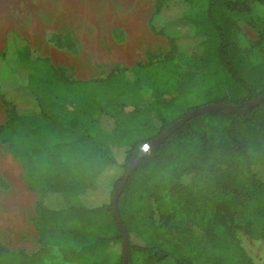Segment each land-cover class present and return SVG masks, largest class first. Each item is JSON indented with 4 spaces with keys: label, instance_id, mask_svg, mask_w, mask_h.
I'll list each match as a JSON object with an SVG mask.
<instances>
[{
    "label": "trees",
    "instance_id": "1",
    "mask_svg": "<svg viewBox=\"0 0 264 264\" xmlns=\"http://www.w3.org/2000/svg\"><path fill=\"white\" fill-rule=\"evenodd\" d=\"M172 1L155 0L150 19L153 32L166 34L157 22L176 12L169 8ZM184 1L173 21L191 26L187 35L199 44L191 53L207 70L204 80L168 101L158 99L125 113L111 130L101 127L102 107L70 108L57 99L69 83L60 68L51 66L39 74L30 46L18 49L11 88L1 94L11 113L0 126V141L8 142L22 163L29 188L38 194L35 229L40 248L33 253L11 252L0 240V264H55L59 257L71 264H124V247L121 253L107 255L110 245L123 246L112 199L140 146L202 103L246 107L264 93V69L252 64L240 48L230 13L249 11V3ZM168 39V54L184 52L174 35ZM11 90L17 97L9 94ZM30 98L36 107L28 106ZM186 103L192 104L183 115H175L174 109ZM116 149L125 151L124 163H119ZM109 166L113 177L106 183ZM119 166L123 172L116 176ZM257 166L264 167V99L247 113L222 108L191 117L139 160L119 197L118 209L128 234V264H255L236 232L264 238V175ZM188 172L203 176L208 197L181 184L180 177ZM102 181L106 184L101 186ZM165 191L168 199L178 196L179 213L188 210L183 221H177L178 211L162 212L159 219L154 216L153 201L167 203ZM95 195L108 199L98 205L89 203L87 198ZM207 202L215 206L210 218L202 207ZM199 211H203L200 217ZM190 220L202 226V237L191 230ZM135 236L141 242H135Z\"/></svg>",
    "mask_w": 264,
    "mask_h": 264
},
{
    "label": "rangeland",
    "instance_id": "2",
    "mask_svg": "<svg viewBox=\"0 0 264 264\" xmlns=\"http://www.w3.org/2000/svg\"><path fill=\"white\" fill-rule=\"evenodd\" d=\"M238 1L248 2L250 10L230 11L236 21V41L252 64L264 69V0ZM78 2L74 5L79 6L80 11L74 12V15L80 16V19L75 21L81 28L79 36L81 43L73 45L62 43L59 44L61 49H57L53 44H28L31 48L33 66L39 74H45L52 66L60 68L67 76L69 83L57 93V99L68 107L80 108L89 104L102 107L104 111L100 115L101 127L111 130L125 113L136 108H146L158 99L168 101L204 80L203 75L207 70L197 64L199 59L191 53V50L199 49L198 41L187 35L191 26L187 22L173 21L177 13L181 12L185 4L184 0H173L169 8L176 9V12L170 15V19L157 22L158 29L162 27L166 34L153 32L150 22L147 27L146 21H142L143 11L153 8L152 0H79ZM46 5L50 10L49 14H54L56 17L41 24L40 10ZM72 6L65 0H0V92L10 86L13 69L18 64V49L25 46V38L37 39L40 33L44 32L45 26L70 24L71 22L68 21L72 18L66 17L72 14L67 10ZM106 15H112V19L106 20ZM168 35L177 38L184 52L168 54L170 50ZM62 40L66 38L63 37ZM42 56H49L52 61L39 59ZM24 78L25 73L22 72L21 79ZM19 84L22 89L23 85L21 82ZM11 91L9 94L15 95V92ZM30 99L26 102L28 106L36 107L35 100ZM191 104L178 105L173 111L174 114L183 115ZM10 113L11 107L0 95V120L6 119ZM115 151L119 163H124L125 151L119 152L118 149ZM4 162L5 155L0 151V172L5 174L10 185V210L14 212L12 214L15 215L16 220L12 228L3 225L0 227V239L11 249V252L25 250L26 253H33L40 248L39 235L34 226L37 196L24 187L25 183L20 173L13 172L12 175L7 172ZM109 168L111 166L106 170ZM256 168L264 175L263 166ZM122 172L123 168L119 166L115 175L119 176ZM110 173L109 169L106 172V183H109L113 177V174L110 177ZM105 182L102 181L101 186L106 184ZM180 182L182 185H190L195 192L209 196V187L199 173H185L180 177ZM179 190L183 193L184 186ZM162 193V196H167V203L159 205L156 203L157 200L153 201L156 219H159L162 212L178 211L177 221H183L182 216L186 215L188 210H180L179 213L178 209L182 206L176 204L178 196L168 199V192ZM14 194L18 201L16 204L13 203ZM89 198L87 201L91 204L95 203L94 205L102 204L108 199L104 200L105 197L103 199L97 195L94 199ZM202 207L206 216L210 218L215 210L213 202H207ZM203 211L197 212L199 217ZM189 224L198 237L203 236L204 231L199 223L191 221ZM236 235L255 264H264V238L252 237L242 231H237ZM134 241L141 242V239L135 236ZM122 250V244L116 243L109 246L107 255L113 252L121 253ZM55 264L71 263L59 257Z\"/></svg>",
    "mask_w": 264,
    "mask_h": 264
},
{
    "label": "crops",
    "instance_id": "3",
    "mask_svg": "<svg viewBox=\"0 0 264 264\" xmlns=\"http://www.w3.org/2000/svg\"><path fill=\"white\" fill-rule=\"evenodd\" d=\"M65 1H68L69 4L73 5L71 7V9H67V10H70V12L72 14L66 17V18H68V17L72 18L71 21H68L71 23L70 24H63L61 26H55V27H53V26L46 27L45 26L44 32H41L40 36L37 37V39H30L29 40L28 39L29 37L27 36L28 38H25V40H24L25 44L30 45L32 43H43V44L46 43V44L56 45L57 49L58 48L61 49V47H59L60 43H66V44H79V43H81V40L79 38L80 33H81L80 32L81 28L75 21V19H77V20L80 19V16H79V14H77L76 16L74 15V12L80 11V7L74 5V4H78L79 0H65ZM152 1L154 4L153 8L145 9L143 11L144 16L142 17V21H144V22L146 21L147 27L149 25V22H150L152 15L155 11V0H152ZM121 8H122V5H121ZM40 11H41L40 12L41 13L40 14L41 24H43L46 21L48 22V20H50L51 18L56 17L54 14L53 15L49 14L50 10H49L47 5L45 7H42ZM58 11H60V10H58ZM87 11H90V10H87ZM51 13H53V11ZM107 19H109V20L112 19V15H106V20ZM108 26L114 27L112 25H108ZM144 26H145V23H144ZM92 27H97V26L92 25ZM43 28L44 27L42 26V29ZM28 35H29V33H28ZM29 36H32V35H29ZM59 36H62V37L66 36V37H68V40H59ZM64 49H66V48H64ZM67 50H69V49H67ZM69 51H71V50H69ZM40 58H45V59L51 60L50 59L51 57H49V56H42ZM10 88H11V83H10V86L7 89L5 88L4 90L8 92L10 90ZM4 90H1L0 95L2 94V91H4ZM1 97H2V95H1ZM13 98L16 99V97L14 95H13ZM8 118H9V116L6 119L0 120V126L3 125L8 120ZM0 151L2 153H4V155H5V162H4L5 165L4 166L7 168V172H9V174H12V175H13V172H15L16 174H17V172L20 173L21 179H22L23 183H25L24 187H27L28 190H30L31 192H34L36 194V196H37L36 202H37L38 194L29 188L22 163L11 152L8 142L0 141ZM21 185H23V184H21ZM9 190H10V185L8 183V180L5 176V174L0 172V227L3 225L4 227L12 228L13 224L16 220V217H15V215L12 214L14 212L10 210V198H9L10 193H9ZM12 190H15V189L12 188ZM17 202H18L17 197L14 194L13 203L16 204ZM36 202H35V205H36ZM34 226H35V222H34Z\"/></svg>",
    "mask_w": 264,
    "mask_h": 264
},
{
    "label": "water",
    "instance_id": "4",
    "mask_svg": "<svg viewBox=\"0 0 264 264\" xmlns=\"http://www.w3.org/2000/svg\"><path fill=\"white\" fill-rule=\"evenodd\" d=\"M264 99V93L257 96L253 100H251L246 107H241L240 105H234L229 103H208L205 105H201L198 107L193 108L192 110L188 111L182 118L177 120L174 124L170 125L165 131H163L158 137L155 139L143 144L139 148V153L136 157L132 158L128 172L124 176L123 181L119 184L117 187L112 202L114 205V212L117 217V221L121 227L122 235H123V247H124V264H128V234L123 226L119 209H118V200L120 195L122 194L125 185L127 183V180L130 176V174L134 171L136 166L139 163V160L148 155L150 150L154 147H157L160 145L165 138H167L169 135H171L174 131H176L180 126H182L186 121H188L191 117L199 115L201 113L207 112V111H217L222 108H226L231 112H242L247 113L249 110H251L253 107H255L257 104H259Z\"/></svg>",
    "mask_w": 264,
    "mask_h": 264
}]
</instances>
